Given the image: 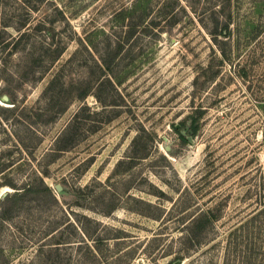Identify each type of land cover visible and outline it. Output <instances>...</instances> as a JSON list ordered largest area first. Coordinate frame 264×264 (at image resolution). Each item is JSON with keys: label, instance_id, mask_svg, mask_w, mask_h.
Listing matches in <instances>:
<instances>
[{"label": "rangeland", "instance_id": "1", "mask_svg": "<svg viewBox=\"0 0 264 264\" xmlns=\"http://www.w3.org/2000/svg\"><path fill=\"white\" fill-rule=\"evenodd\" d=\"M0 264H264V0H0Z\"/></svg>", "mask_w": 264, "mask_h": 264}, {"label": "trees", "instance_id": "2", "mask_svg": "<svg viewBox=\"0 0 264 264\" xmlns=\"http://www.w3.org/2000/svg\"><path fill=\"white\" fill-rule=\"evenodd\" d=\"M224 32V35H227V34H229V24H227V26L225 27V31H223ZM62 53V51L60 52V51H49V52H47V54H49V58L51 59V62H54V61H56V59H58V56L60 55ZM174 129L177 131V132H179L180 133V131L178 130V129H176V127L174 126ZM195 132H196V127L193 125V127H192V137H194V134H195ZM180 137H181V139L185 142V143H188V141L185 139V137L184 136H182L181 134H180ZM210 216H211V214L210 213H206L202 218H200V220L201 221H203L204 219H206L207 221H209L210 222Z\"/></svg>", "mask_w": 264, "mask_h": 264}, {"label": "water", "instance_id": "3", "mask_svg": "<svg viewBox=\"0 0 264 264\" xmlns=\"http://www.w3.org/2000/svg\"><path fill=\"white\" fill-rule=\"evenodd\" d=\"M175 127H176V129L179 130L181 126H180V125H176ZM180 134H181L182 136H184L185 139H186L189 143H193V142H194V138H193L191 135H188L186 131L181 130V131H180ZM165 140H167V139H165ZM57 189L60 190V186H59V185L57 186Z\"/></svg>", "mask_w": 264, "mask_h": 264}]
</instances>
